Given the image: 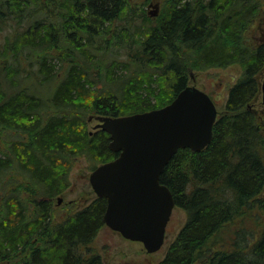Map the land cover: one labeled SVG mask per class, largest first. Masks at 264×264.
I'll list each match as a JSON object with an SVG mask.
<instances>
[{"label": "trees", "instance_id": "trees-1", "mask_svg": "<svg viewBox=\"0 0 264 264\" xmlns=\"http://www.w3.org/2000/svg\"><path fill=\"white\" fill-rule=\"evenodd\" d=\"M256 19L264 0H162L155 18L131 0H0V264H103L106 200L63 217L52 202L78 158L93 171L117 156L85 117L162 108L190 71L231 65L210 144L179 149L160 175L186 220L158 264H264V117L248 106L264 44L245 41Z\"/></svg>", "mask_w": 264, "mask_h": 264}, {"label": "water", "instance_id": "water-1", "mask_svg": "<svg viewBox=\"0 0 264 264\" xmlns=\"http://www.w3.org/2000/svg\"><path fill=\"white\" fill-rule=\"evenodd\" d=\"M152 7L148 16L155 18L159 10ZM260 100L264 108V74ZM217 115L205 92L187 86L159 109L121 117L94 116L95 130L108 135V147L117 154L89 175L96 198L106 200L103 224L124 239L141 243L147 253L159 251L175 207L160 175L179 149L200 152L210 144Z\"/></svg>", "mask_w": 264, "mask_h": 264}, {"label": "rangeland", "instance_id": "rangeland-1", "mask_svg": "<svg viewBox=\"0 0 264 264\" xmlns=\"http://www.w3.org/2000/svg\"><path fill=\"white\" fill-rule=\"evenodd\" d=\"M161 1L131 0L132 4L144 3L147 14L153 11L152 6L154 5L159 10ZM245 41L253 47L264 44V23L262 20H254L245 33ZM240 71L238 65H231L226 68H210L204 71H190L187 85L205 92L215 104L219 116L225 109L229 88L239 78ZM263 74L264 71L261 72L260 79H262ZM97 86L98 88L101 87L100 84ZM248 106L258 116L261 115L264 117L260 95L257 102H251ZM94 116V114H91L85 117L86 128L91 132L95 131L94 127L97 124ZM21 139V134L17 132L11 131L7 134V140L12 142V144L19 142ZM91 172L90 165L84 158H78L74 162L68 177V187L60 194L54 196L52 200L53 207H56L60 217L66 216L76 210V208L69 207L71 203H76L82 207L96 198L89 184V175ZM15 179L21 181L20 177ZM59 198L62 199L60 204H58ZM185 220V212L178 207H174L166 227L164 244L155 253H147L141 243L126 240L119 233L112 231L105 225L97 233L93 241V246L100 254L103 264H158L164 257L178 231L185 223Z\"/></svg>", "mask_w": 264, "mask_h": 264}]
</instances>
